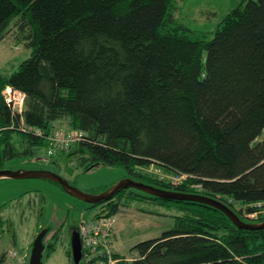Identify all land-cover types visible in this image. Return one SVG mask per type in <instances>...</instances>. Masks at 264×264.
Here are the masks:
<instances>
[{
  "label": "trees",
  "instance_id": "1",
  "mask_svg": "<svg viewBox=\"0 0 264 264\" xmlns=\"http://www.w3.org/2000/svg\"><path fill=\"white\" fill-rule=\"evenodd\" d=\"M179 1L0 0V37L11 28L30 48L15 70L0 72V168L47 149L54 122L66 119L83 138L56 154L78 153L80 167L121 166L135 180L209 195L245 221L264 220V0H234L207 30L175 15ZM5 86L24 93L20 111L5 101ZM151 165L177 181L142 170ZM28 197L24 206L35 202ZM127 202L165 207L172 224L134 243L131 257L110 243L81 244L82 258L92 248L82 264H110V257L112 264H264V227H237L203 202L123 187L88 203L96 207L90 218ZM255 210L257 217L246 216ZM62 229L52 231L47 258ZM70 239L66 253L76 264Z\"/></svg>",
  "mask_w": 264,
  "mask_h": 264
},
{
  "label": "rangeland",
  "instance_id": "2",
  "mask_svg": "<svg viewBox=\"0 0 264 264\" xmlns=\"http://www.w3.org/2000/svg\"><path fill=\"white\" fill-rule=\"evenodd\" d=\"M179 2L175 15L191 28L206 30L212 29L220 17L234 4V0H180ZM8 31L10 32H6L4 36L0 37V72L3 73L15 70L20 61L30 54V48L17 42L12 36L11 28ZM7 87L10 86H5L1 93L3 91L6 93L9 89ZM9 93L12 95V91L9 90ZM22 104L18 111L22 109ZM67 127L66 119L56 121L53 124L54 130L50 134L55 132L59 135H66V133L76 131L67 129ZM48 143L47 149L46 147L45 150L44 148L37 149L36 155L31 157L18 155L5 161L3 166L13 169H50L77 188L89 193H99L107 185L129 176L128 171L123 167L107 165L102 162L84 169L76 164L78 153L67 156L56 154L70 143L66 146L64 143L55 145L51 152H49V148L52 144L50 141ZM142 170L154 174L158 178L170 179L171 182H176L179 177L174 173L162 171L160 167L154 165ZM28 196H31L35 202L24 206ZM15 200H19L20 203ZM2 203L6 205L2 213L6 222L3 224V230H0V253L4 252L0 264L14 263L13 251H17L23 257L25 255L29 257L32 241L40 227L51 228L43 237L45 247L50 240L52 231L61 224H63V229L60 240L48 258L45 255V248L43 249L42 264H69L66 253L72 231L69 225L77 224L81 220H87V224L92 223L93 219L90 216L96 208L90 207L87 202L68 194L60 184L42 177L0 178V204ZM31 205L33 206L31 207ZM236 206H239V203ZM146 207L152 208L153 211L145 210ZM113 215V224L108 225L103 234L106 232L110 234L111 230V241L108 240L107 243H110L111 249L127 257L133 255H130L133 253L130 247L134 243L141 239L154 237L172 224V217L168 215L167 209L155 204L127 202ZM91 250L92 248L85 249L83 258H87ZM83 258L81 257L76 264L86 261ZM109 259L110 264L114 263L111 257Z\"/></svg>",
  "mask_w": 264,
  "mask_h": 264
},
{
  "label": "water",
  "instance_id": "3",
  "mask_svg": "<svg viewBox=\"0 0 264 264\" xmlns=\"http://www.w3.org/2000/svg\"><path fill=\"white\" fill-rule=\"evenodd\" d=\"M9 177V178H26V177H42L49 180L55 181L60 184V186L70 195L75 196L87 203H97L101 200H107L114 193L123 187H134L139 190H142L146 193L166 198V199H176V200H192L199 201L209 205H212L223 213H225L229 219L240 228L245 229H259L264 227V220L261 221H245L239 217V215L223 201L211 197L209 195H204L200 193H187L183 191L169 190L162 187H157L139 180H135L129 176L122 177L106 189L100 191L99 193H89L83 191L73 184H71L67 179L59 175L53 170L44 169V168H0V178ZM46 227L39 230L35 235L30 254L28 258V264H42V251L44 249L43 237L47 232ZM71 253L73 261L77 263L81 258V242L78 231L73 230L71 233L70 239Z\"/></svg>",
  "mask_w": 264,
  "mask_h": 264
},
{
  "label": "built area",
  "instance_id": "4",
  "mask_svg": "<svg viewBox=\"0 0 264 264\" xmlns=\"http://www.w3.org/2000/svg\"><path fill=\"white\" fill-rule=\"evenodd\" d=\"M7 88H9L7 92L5 93V91H3L2 95L4 96L5 101L11 103L12 108L14 110H18L20 104L23 103L24 93L17 89H12L11 87H7ZM9 90L12 91V95L9 93ZM76 131L66 133V135H59L55 132L52 134L48 133L46 138L52 144V146L49 148V152L53 150L55 145H61L62 143H64V146H66L67 144L73 141H77L83 138L82 132L79 130H76ZM36 132L39 133V131H36ZM255 205L257 206V204ZM261 211L262 210H260V212ZM257 214H258V211L256 210L246 212V216L251 219L257 217L256 216ZM113 221H114V215H111L108 217L101 216L98 219L93 220L92 223H88V224L86 223V221L80 222L79 228H78V234H79L80 240H82V243H81L82 246L83 247L88 246L86 244H89L95 247L97 243H100L102 246L106 245L109 233L107 234L106 232V234H103V231H106L107 226L112 225ZM12 254L15 258L14 264H27L25 263V258L23 257V255H21L17 251H13Z\"/></svg>",
  "mask_w": 264,
  "mask_h": 264
}]
</instances>
